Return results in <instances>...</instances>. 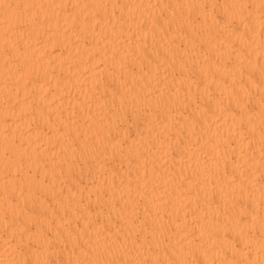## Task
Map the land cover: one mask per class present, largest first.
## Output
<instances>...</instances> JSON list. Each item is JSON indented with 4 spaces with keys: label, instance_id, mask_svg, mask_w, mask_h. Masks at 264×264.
<instances>
[{
    "label": "bare ground",
    "instance_id": "bare-ground-1",
    "mask_svg": "<svg viewBox=\"0 0 264 264\" xmlns=\"http://www.w3.org/2000/svg\"><path fill=\"white\" fill-rule=\"evenodd\" d=\"M0 264H264V0H0Z\"/></svg>",
    "mask_w": 264,
    "mask_h": 264
}]
</instances>
